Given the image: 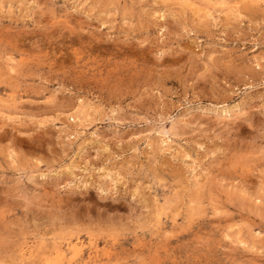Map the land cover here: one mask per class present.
<instances>
[{
	"label": "rangeland",
	"instance_id": "1",
	"mask_svg": "<svg viewBox=\"0 0 264 264\" xmlns=\"http://www.w3.org/2000/svg\"><path fill=\"white\" fill-rule=\"evenodd\" d=\"M0 264H264V0H0Z\"/></svg>",
	"mask_w": 264,
	"mask_h": 264
},
{
	"label": "bare ground",
	"instance_id": "2",
	"mask_svg": "<svg viewBox=\"0 0 264 264\" xmlns=\"http://www.w3.org/2000/svg\"><path fill=\"white\" fill-rule=\"evenodd\" d=\"M226 112V111H225ZM227 113V112H226ZM229 113V112H228Z\"/></svg>",
	"mask_w": 264,
	"mask_h": 264
}]
</instances>
